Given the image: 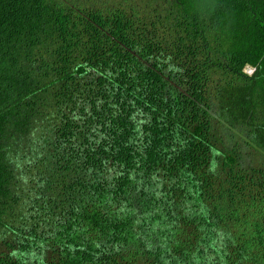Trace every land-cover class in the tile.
I'll list each match as a JSON object with an SVG mask.
<instances>
[{
    "label": "trees",
    "instance_id": "obj_1",
    "mask_svg": "<svg viewBox=\"0 0 264 264\" xmlns=\"http://www.w3.org/2000/svg\"><path fill=\"white\" fill-rule=\"evenodd\" d=\"M0 264H264V0H0Z\"/></svg>",
    "mask_w": 264,
    "mask_h": 264
},
{
    "label": "built area",
    "instance_id": "obj_2",
    "mask_svg": "<svg viewBox=\"0 0 264 264\" xmlns=\"http://www.w3.org/2000/svg\"><path fill=\"white\" fill-rule=\"evenodd\" d=\"M252 71V70H251ZM251 71H249L251 73Z\"/></svg>",
    "mask_w": 264,
    "mask_h": 264
},
{
    "label": "rangeland",
    "instance_id": "obj_3",
    "mask_svg": "<svg viewBox=\"0 0 264 264\" xmlns=\"http://www.w3.org/2000/svg\"><path fill=\"white\" fill-rule=\"evenodd\" d=\"M249 71H251V70H249Z\"/></svg>",
    "mask_w": 264,
    "mask_h": 264
}]
</instances>
